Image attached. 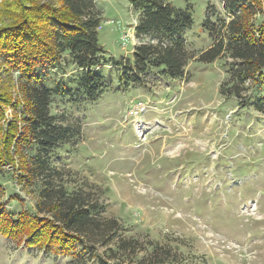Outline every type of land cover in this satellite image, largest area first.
<instances>
[{
  "label": "rangeland",
  "instance_id": "obj_1",
  "mask_svg": "<svg viewBox=\"0 0 264 264\" xmlns=\"http://www.w3.org/2000/svg\"><path fill=\"white\" fill-rule=\"evenodd\" d=\"M97 1L100 43L132 58L138 14L129 0ZM171 2L194 6L189 50L208 45L206 8L221 0ZM63 55V70L43 60L33 80L73 86L78 72ZM222 62L191 61L185 78L150 75L141 87L114 79L93 103L56 93L52 114L81 134L40 155L23 91L31 74L0 56V264H264V112L221 94ZM75 198L93 210L87 233L56 216Z\"/></svg>",
  "mask_w": 264,
  "mask_h": 264
},
{
  "label": "trees",
  "instance_id": "obj_2",
  "mask_svg": "<svg viewBox=\"0 0 264 264\" xmlns=\"http://www.w3.org/2000/svg\"><path fill=\"white\" fill-rule=\"evenodd\" d=\"M97 2L5 0V7L0 10V15L10 16L0 26V56L12 68L22 70L26 76L31 74L23 81V91L29 103L30 146L37 154L69 144L71 134H81L79 126L74 129L57 122L52 114L56 93L93 103L113 88L114 79L125 89L144 86L155 74L183 79L191 61L224 60L228 77L220 86L221 94L236 97L240 106L253 105L264 112V94L258 95L257 89L264 83V0H221V7L209 3L203 28L209 33L210 42L197 52L189 50L187 41L194 24L193 4L177 7L171 0H129L138 14L135 32L139 43L128 59L108 55L100 43L102 11ZM63 54L78 72L70 82L73 86L59 89V83L52 87L41 79L33 80L40 61L49 59L53 70H63ZM247 86L257 96L248 97L244 103ZM36 164L35 170H42L45 161L39 159ZM92 213L75 198L63 201L56 216L66 229L87 233ZM59 228L62 233L66 230L61 225ZM77 238L83 245L84 241Z\"/></svg>",
  "mask_w": 264,
  "mask_h": 264
},
{
  "label": "built area",
  "instance_id": "obj_3",
  "mask_svg": "<svg viewBox=\"0 0 264 264\" xmlns=\"http://www.w3.org/2000/svg\"><path fill=\"white\" fill-rule=\"evenodd\" d=\"M111 22H114L113 20H111ZM117 25H118V27H120V22L119 21H117ZM134 28H135V26H134ZM121 33H125V31L124 30H122V32ZM122 38V40H123V42H125L126 41V37H121ZM142 107L143 106H140V107H138L136 110L137 111H142L141 109H142Z\"/></svg>",
  "mask_w": 264,
  "mask_h": 264
}]
</instances>
